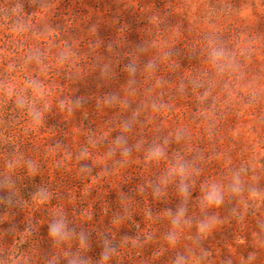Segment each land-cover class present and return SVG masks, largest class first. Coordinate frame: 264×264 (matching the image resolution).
<instances>
[{
	"label": "rangeland",
	"instance_id": "rangeland-1",
	"mask_svg": "<svg viewBox=\"0 0 264 264\" xmlns=\"http://www.w3.org/2000/svg\"><path fill=\"white\" fill-rule=\"evenodd\" d=\"M177 255L264 264V0H0V264Z\"/></svg>",
	"mask_w": 264,
	"mask_h": 264
},
{
	"label": "clouds",
	"instance_id": "clouds-1",
	"mask_svg": "<svg viewBox=\"0 0 264 264\" xmlns=\"http://www.w3.org/2000/svg\"><path fill=\"white\" fill-rule=\"evenodd\" d=\"M223 56H224V53L222 50L213 51L212 53V58L214 61L221 59ZM30 86L39 90V85L35 83H32ZM18 104L19 106L23 107L24 100L23 99L18 100ZM32 114L36 120L40 119L39 112H33ZM164 154L165 153L160 146L151 147L148 150L149 159H160L164 156ZM184 169H185V165L183 163H180L178 164L176 171L178 174H182L184 172ZM240 184H241L240 177L237 174L232 178V182L228 186V191L232 193H238L240 191ZM180 190L185 196H187L188 194L187 185L181 184ZM224 191L225 190L223 186L215 182L210 183L209 185L206 186L201 203L206 206H219L220 204L223 203ZM39 195L42 199L45 198V193L43 192V190L39 193ZM181 216H183V210H181V212L177 215V217L173 219L172 223L174 225H178L180 223ZM211 227H212V221L205 219L199 223L198 231L200 233H205ZM67 234H68L67 225L62 217L60 219H54L53 221L49 223L48 235L53 240H56V241L62 240L67 236ZM171 238L172 237L170 236L169 239ZM81 239L83 241V237H81ZM111 252H114V249L109 248L107 246V242H105V250L102 253V260L106 261L109 258V255ZM69 264H76V262L74 260H69ZM173 264H187V258L183 255H177L173 261Z\"/></svg>",
	"mask_w": 264,
	"mask_h": 264
}]
</instances>
